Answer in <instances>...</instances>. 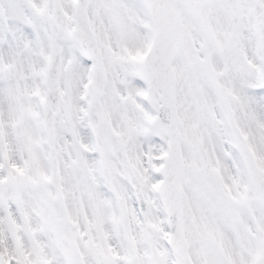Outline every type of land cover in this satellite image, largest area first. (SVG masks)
I'll use <instances>...</instances> for the list:
<instances>
[{"label":"snow or ice","instance_id":"1","mask_svg":"<svg viewBox=\"0 0 264 264\" xmlns=\"http://www.w3.org/2000/svg\"><path fill=\"white\" fill-rule=\"evenodd\" d=\"M0 264H264V0H0Z\"/></svg>","mask_w":264,"mask_h":264}]
</instances>
